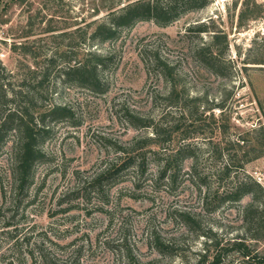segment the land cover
Masks as SVG:
<instances>
[{"label":"rangeland","instance_id":"rangeland-1","mask_svg":"<svg viewBox=\"0 0 264 264\" xmlns=\"http://www.w3.org/2000/svg\"><path fill=\"white\" fill-rule=\"evenodd\" d=\"M132 1L0 0L3 87L19 90L53 58L36 109L61 104L73 113L49 123L44 158L23 190L11 172L14 130L0 141V264H193L203 234L244 238L264 255V239L251 238L241 214L252 192L223 199L251 179L264 207V0L197 9L162 0L173 10L176 2L167 25L142 20L110 39L89 38ZM89 51L105 60L100 92L58 75ZM0 108L3 116L13 102ZM183 144L190 151L161 176L158 162ZM140 145L144 169L130 163L96 194L87 181ZM222 264L243 263L230 252Z\"/></svg>","mask_w":264,"mask_h":264},{"label":"trees","instance_id":"trees-1","mask_svg":"<svg viewBox=\"0 0 264 264\" xmlns=\"http://www.w3.org/2000/svg\"><path fill=\"white\" fill-rule=\"evenodd\" d=\"M208 0H180V5L185 9H197L203 7ZM164 3L162 0H133L122 6L117 12L111 11L109 19L98 23L89 38L104 41L114 37L120 27H131L137 21L153 20L160 26L167 25L174 17L176 9ZM216 36H214L215 38ZM45 66L40 69L31 70V78L22 80V87L19 90L7 89L3 87L2 74H0V104L7 105L13 102V108H9L2 116L0 114V141L4 135L10 131L15 132L14 155L11 163V172L18 188L23 190L33 177V168L37 161L43 160L42 143L50 133V122L56 119L72 116V110L61 104H51L44 109L43 106H37L39 100L45 99L48 94L50 70L55 66L54 59L45 60ZM160 64L159 60L154 63ZM105 64L103 56L92 51L87 52V59L77 61L65 69H61L58 75H61V82L68 86H80L91 91L100 92L104 87V81L100 72ZM3 68H0L2 71ZM37 112V118L34 111ZM2 108H0V112ZM2 116V117H1ZM138 120V118H136ZM139 121V120H138ZM142 123V122H141ZM156 135L158 131L155 130ZM152 138H147L145 144L151 145ZM159 143V142H158ZM137 146V144H135ZM134 146V153L124 161L111 162L97 172L87 183L91 185L96 194L104 195L105 184L119 177L124 168L130 163L137 162L144 169L146 160V151L141 152V145ZM153 150V149H152ZM190 151L188 144L177 146L175 151L162 158L161 176L166 175V171L171 169V165L177 162L183 155ZM126 152V151H125ZM128 152V151H127ZM126 152V153H127ZM156 154L159 152H150ZM264 152H262L263 154ZM260 156V155H259ZM173 176V174H172ZM107 189V188H106ZM252 192L251 200L242 208V217L246 223L247 230L251 231V238L255 242L264 239V207L260 208L261 201L259 197L262 194V187L249 179L240 181L232 190L223 194V199L228 197L231 200H239L247 193ZM68 208H64L66 211ZM205 240L203 252L199 253L193 264H222L224 256L230 252L236 253L241 258L243 264H264V255L253 250L244 238H238L229 242H222L216 235L203 234ZM127 264H139L133 258H127ZM55 264L54 261L50 262Z\"/></svg>","mask_w":264,"mask_h":264}]
</instances>
